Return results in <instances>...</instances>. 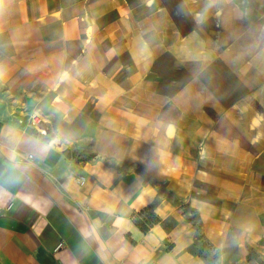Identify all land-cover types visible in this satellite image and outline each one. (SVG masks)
Listing matches in <instances>:
<instances>
[{"label":"crops","instance_id":"1","mask_svg":"<svg viewBox=\"0 0 264 264\" xmlns=\"http://www.w3.org/2000/svg\"><path fill=\"white\" fill-rule=\"evenodd\" d=\"M261 262L264 0H0V264Z\"/></svg>","mask_w":264,"mask_h":264},{"label":"trees","instance_id":"2","mask_svg":"<svg viewBox=\"0 0 264 264\" xmlns=\"http://www.w3.org/2000/svg\"><path fill=\"white\" fill-rule=\"evenodd\" d=\"M159 219L154 215L153 211L148 209V213L146 214V220L145 221H138V225L141 227L143 231L147 230V226L150 224L158 223ZM248 256H251V252L249 253ZM213 260L216 261L217 257H213ZM213 264V263H212ZM261 264H264L261 262Z\"/></svg>","mask_w":264,"mask_h":264},{"label":"built area","instance_id":"3","mask_svg":"<svg viewBox=\"0 0 264 264\" xmlns=\"http://www.w3.org/2000/svg\"><path fill=\"white\" fill-rule=\"evenodd\" d=\"M16 121L25 128L34 127V125L39 123L37 115H26L21 118L16 119Z\"/></svg>","mask_w":264,"mask_h":264},{"label":"rangeland","instance_id":"4","mask_svg":"<svg viewBox=\"0 0 264 264\" xmlns=\"http://www.w3.org/2000/svg\"><path fill=\"white\" fill-rule=\"evenodd\" d=\"M29 115H34V114H29Z\"/></svg>","mask_w":264,"mask_h":264}]
</instances>
